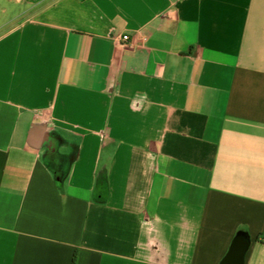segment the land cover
<instances>
[{"label":"crops","instance_id":"0c3cea01","mask_svg":"<svg viewBox=\"0 0 264 264\" xmlns=\"http://www.w3.org/2000/svg\"><path fill=\"white\" fill-rule=\"evenodd\" d=\"M14 1L0 264H264V0Z\"/></svg>","mask_w":264,"mask_h":264},{"label":"rangeland","instance_id":"374dc122","mask_svg":"<svg viewBox=\"0 0 264 264\" xmlns=\"http://www.w3.org/2000/svg\"><path fill=\"white\" fill-rule=\"evenodd\" d=\"M0 3L1 24L3 21V25L0 26V29H2L1 31L13 26L17 20H22L34 12V8L25 6V4H21V2L15 3L14 0H0ZM13 16L16 17L11 20Z\"/></svg>","mask_w":264,"mask_h":264},{"label":"water","instance_id":"95a60500","mask_svg":"<svg viewBox=\"0 0 264 264\" xmlns=\"http://www.w3.org/2000/svg\"><path fill=\"white\" fill-rule=\"evenodd\" d=\"M250 236L245 234L243 231L238 230L224 257L222 258L221 264H229L231 261L234 264H244L245 256L250 248Z\"/></svg>","mask_w":264,"mask_h":264},{"label":"built area","instance_id":"2783aa9c","mask_svg":"<svg viewBox=\"0 0 264 264\" xmlns=\"http://www.w3.org/2000/svg\"><path fill=\"white\" fill-rule=\"evenodd\" d=\"M129 40V37L127 35H124L121 37V41L127 42Z\"/></svg>","mask_w":264,"mask_h":264},{"label":"trees","instance_id":"16d2710c","mask_svg":"<svg viewBox=\"0 0 264 264\" xmlns=\"http://www.w3.org/2000/svg\"><path fill=\"white\" fill-rule=\"evenodd\" d=\"M72 264H75V258L73 259Z\"/></svg>","mask_w":264,"mask_h":264}]
</instances>
